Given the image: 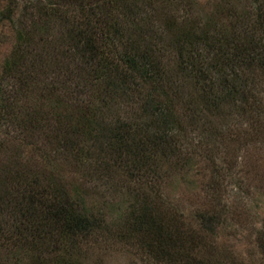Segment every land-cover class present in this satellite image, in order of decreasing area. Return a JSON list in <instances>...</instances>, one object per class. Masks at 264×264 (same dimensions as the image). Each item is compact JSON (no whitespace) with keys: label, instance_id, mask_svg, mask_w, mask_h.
<instances>
[{"label":"trees","instance_id":"1","mask_svg":"<svg viewBox=\"0 0 264 264\" xmlns=\"http://www.w3.org/2000/svg\"><path fill=\"white\" fill-rule=\"evenodd\" d=\"M4 24L0 264H105L115 242L145 264H264V214L252 259L217 237L239 214L228 147L264 144V0H0ZM178 173L202 179L190 213Z\"/></svg>","mask_w":264,"mask_h":264},{"label":"rangeland","instance_id":"2","mask_svg":"<svg viewBox=\"0 0 264 264\" xmlns=\"http://www.w3.org/2000/svg\"><path fill=\"white\" fill-rule=\"evenodd\" d=\"M11 30L10 24L0 26V67L11 47ZM14 145L19 148L16 142ZM248 147L239 148L237 144L228 147V155L232 156L230 158L233 171H229L224 179H221V196L226 200V204L232 207L231 212L239 214L233 215L218 227L217 237L219 241L229 245L238 257L249 260L252 259V253H258L255 233L264 214V144ZM21 149L20 156L23 159L33 153L30 146H22ZM200 163L203 164L202 161ZM198 167H201V164ZM190 179L194 182L190 183ZM200 180L196 175L178 173L176 181L169 188L172 201L185 213L203 206L204 188ZM103 248L106 249L105 264H145L144 257L134 246L118 245L115 242L110 245L103 244Z\"/></svg>","mask_w":264,"mask_h":264}]
</instances>
